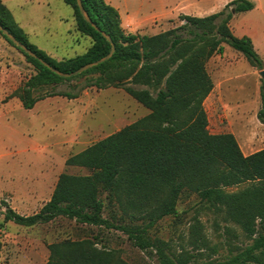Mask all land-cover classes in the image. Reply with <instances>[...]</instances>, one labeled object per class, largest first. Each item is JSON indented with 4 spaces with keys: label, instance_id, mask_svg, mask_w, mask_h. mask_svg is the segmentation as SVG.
I'll return each instance as SVG.
<instances>
[{
    "label": "trees",
    "instance_id": "16d2710c",
    "mask_svg": "<svg viewBox=\"0 0 264 264\" xmlns=\"http://www.w3.org/2000/svg\"><path fill=\"white\" fill-rule=\"evenodd\" d=\"M74 11L78 29L93 39L83 54L57 60L29 39L10 9L0 0V23L20 41L63 72L107 55L111 42L83 17L77 0H64ZM92 20L109 34L116 50L112 57L72 77H64L25 53L35 72L19 94L24 108L32 109L50 96L77 98L89 87L122 88L150 113L70 156L67 165L86 174H60L54 192L42 208L30 215L0 202L5 221L22 226L48 224L58 219L84 229L119 230L135 247L152 252L157 264H264V148L245 155L232 133H212L205 100L214 88L207 63L222 53L223 43L242 52L259 70L264 60L249 36H236L230 21L236 13L252 10L251 0H233L219 12L199 17L181 14L179 26L157 34L127 32L120 13L106 0H82ZM233 9L235 12H233ZM75 82V83H74ZM66 84L68 89L41 90ZM264 123V79L260 86ZM247 186L229 192L226 187ZM193 190L211 206L224 208L226 220L240 226L251 241L243 248L231 245L223 259L196 220L188 244L175 249L150 236L157 222L178 213L184 190ZM120 212L107 216L110 207ZM5 208V209H3ZM140 222V223H139ZM230 236L237 238L231 227ZM45 264H134L120 247L98 235L65 237L48 245ZM206 251L209 256L201 261Z\"/></svg>",
    "mask_w": 264,
    "mask_h": 264
},
{
    "label": "rangeland",
    "instance_id": "374dc122",
    "mask_svg": "<svg viewBox=\"0 0 264 264\" xmlns=\"http://www.w3.org/2000/svg\"><path fill=\"white\" fill-rule=\"evenodd\" d=\"M10 6L15 19L29 33L30 41L57 60L81 55L93 45V39L78 29L75 11L64 0H16ZM248 18L247 26L260 37L262 44L256 48L264 59V16L259 11ZM182 22L178 15L158 22L145 34L160 33ZM226 46L227 56L232 57L236 53L243 55L229 44ZM213 67L214 64L210 62L209 70L212 71ZM252 71L247 59L239 60L228 68L233 80L226 83L225 88L232 90L237 85L245 84L247 88L239 97L245 101L248 109L246 115L221 117L225 131L230 129L229 120H232L233 129L239 134V144L243 148L246 143L255 144L252 150L255 152L264 148V123L254 109L260 95ZM34 72L35 68L26 56L0 33V182L7 184L8 177L15 181L16 188L3 193L11 202L13 197L18 202L26 197V186L32 178L42 176L49 185L63 172L86 174L88 171L84 168L67 165V159L150 113V109L124 89L115 87H89L77 98H47L41 101L39 108L25 109L19 91ZM258 77L262 79L259 69ZM54 89L68 88L66 84L56 88L49 86L39 93ZM212 101L211 97L207 98L205 107L210 118L215 120L218 115H211ZM44 111H55L56 115H45ZM246 186L247 183H244L224 190L239 191ZM22 206L17 207V211L32 213L40 209L38 204L29 208ZM177 209L176 215L157 222L149 232L151 237L163 239L175 249H180L181 245L190 248L187 244L191 227L198 220L211 245L216 247L217 252L211 258L223 259L231 245L237 249L251 242L239 225L226 220L224 208L211 206L196 191L184 190ZM114 213L120 214L117 208L111 206L106 215ZM227 227H231L238 237L230 236ZM94 234L109 245L122 248L124 256L134 264H157L152 252L135 247L119 230L84 229L65 219L28 227L5 221L4 215H0V264H45L50 254V243L69 236ZM204 253L201 261L208 258L210 252Z\"/></svg>",
    "mask_w": 264,
    "mask_h": 264
},
{
    "label": "crops",
    "instance_id": "0c3cea01",
    "mask_svg": "<svg viewBox=\"0 0 264 264\" xmlns=\"http://www.w3.org/2000/svg\"><path fill=\"white\" fill-rule=\"evenodd\" d=\"M1 1L10 9V11L13 14L10 3L16 0H1ZM34 1L39 2V0H34ZM106 1L118 9L122 20V26L127 32L145 34V32L149 30V28L153 27V25L158 24V22L165 21L169 18H174L178 15L180 16L181 14L204 17L221 11L233 0H106ZM251 1L254 2L255 7L252 10L236 13L230 21V27L236 36L251 37L256 48L257 45L262 44L260 37L254 30L250 29L247 26V23L249 21L248 17L252 14H255V12L261 11L262 16H264V0H251ZM18 24L23 28V26L19 22ZM226 44L227 43H223L224 46L223 52L215 53L207 63L208 71L210 72L214 82V88L207 98L211 97V99L213 100L212 103L214 106L211 115H218L215 117V120H212L209 116V129L212 133H225V132L232 133L238 139L239 134L233 129L232 120H229L230 124L228 125V127L230 129L225 131L223 125V119L221 116L226 115L227 117H233V115H235L237 117L239 115H246L245 112L248 108L245 105V101L244 100L242 101V99L239 97V95L247 88L246 85L245 84L237 85L233 87L232 90H229L230 88H225V84L233 80L232 77L229 76L228 68L236 64L239 60H246L247 58L242 52L238 50L237 51L242 53L245 57H243V55H240L239 53H236L232 57L227 56L226 53L228 48ZM256 50L258 51L257 48ZM210 62L214 64L212 71L209 70ZM248 62L253 68L252 73L256 78V83L259 88L258 92L260 95L261 80L258 77V68L253 66L249 60ZM53 97L57 98L63 96L57 95V96H50L47 98H53ZM45 99L39 100L32 109L37 108V106L39 108V104L41 103V101ZM260 108H261V100L258 101L257 106H255L254 108L256 110L257 115ZM44 113L45 115H56L55 111L54 113L53 111L52 112L44 111ZM208 115L210 114L208 113ZM248 136L250 137V134ZM240 146L245 155L252 154L253 153L252 150L255 148V144H249V143H246L245 148H243L242 145ZM59 175L56 176L54 181H51L49 185L46 179L42 176L37 177L36 179L34 178H32V180L30 179L31 180L30 183L27 184L26 186L27 195L24 199H22L19 202L14 197L12 198L13 202H11L6 197L3 196L4 195L3 193L9 192L16 188L15 181L12 180L11 177H8L7 184L0 182V202L3 200L10 202L9 203L10 206L14 208L16 211H17V207L20 208V206H22L21 204H23V206L28 208L34 206L35 204L36 205L38 204L41 209L42 206L47 201L50 200L54 192L55 186L57 184V181L59 179ZM17 212L24 215H30L36 213V212L30 213V212H21V211H17Z\"/></svg>",
    "mask_w": 264,
    "mask_h": 264
},
{
    "label": "water",
    "instance_id": "95a60500",
    "mask_svg": "<svg viewBox=\"0 0 264 264\" xmlns=\"http://www.w3.org/2000/svg\"><path fill=\"white\" fill-rule=\"evenodd\" d=\"M77 3L79 5L80 11L83 15V17L85 18V20L87 22H89L92 26H94L98 31H101L102 34L111 42L112 47L110 52L95 60L92 62H89L81 67H79L77 70L73 71V72H63L61 70H59L58 68H56L55 66L51 65L48 61L44 60L43 58H41L35 51H33L31 48H29L26 44H24L22 41H20L12 32H10L6 27H4L1 23H0V30L3 32V34H5L9 40H11L16 46H18L19 48H21L25 53L39 59L44 65H46L47 67H49L51 70H53L54 72L58 73L61 76L64 77H72V76H76L86 70H88L89 68L96 66L100 63H103L105 61H107L108 59H110L112 57V55L114 54L115 50H116V46L114 41L112 40L111 36L109 34H107L105 31H102L100 29V27L92 20L91 16L89 15L88 11L85 9L84 5H83V1L82 0H77ZM233 12H235V10L233 9ZM262 79H264V69L259 71Z\"/></svg>",
    "mask_w": 264,
    "mask_h": 264
}]
</instances>
